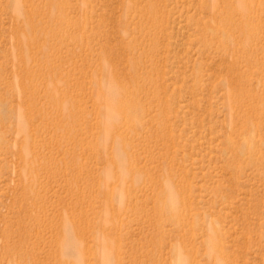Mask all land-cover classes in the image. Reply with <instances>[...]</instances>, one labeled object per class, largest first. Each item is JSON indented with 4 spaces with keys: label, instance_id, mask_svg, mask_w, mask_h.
Instances as JSON below:
<instances>
[{
    "label": "rangeland",
    "instance_id": "obj_1",
    "mask_svg": "<svg viewBox=\"0 0 264 264\" xmlns=\"http://www.w3.org/2000/svg\"><path fill=\"white\" fill-rule=\"evenodd\" d=\"M238 1L0 0V264H264V0ZM111 75L135 104L107 132Z\"/></svg>",
    "mask_w": 264,
    "mask_h": 264
},
{
    "label": "bare ground",
    "instance_id": "obj_2",
    "mask_svg": "<svg viewBox=\"0 0 264 264\" xmlns=\"http://www.w3.org/2000/svg\"><path fill=\"white\" fill-rule=\"evenodd\" d=\"M248 4V0H239L238 4L240 5V9L246 12V7ZM239 8V7H238ZM15 10L17 12H19L20 8H19V4L15 7ZM38 36V35H37ZM112 79H111V86L109 87V92H108V98L105 101V105H106V110H107V118L105 121V126L107 127V132L113 131L114 129H117L116 126H118V124L122 123V120L118 122V119H126L128 118L127 115H125V110L126 108L129 107L130 103L133 102L135 104V102L133 101V98H128V96L124 95L122 96V94L119 92V88L126 90L120 83L119 79L117 77H115V75H111ZM113 80V81H112ZM54 99L58 100L57 96H53ZM59 101V100H58ZM61 107V104H60ZM61 112V111H60ZM66 112V116H72L71 115V111H63L61 113V116L63 113ZM65 115V114H64ZM63 118H65L63 116ZM137 119H135V117L132 119V121H134L135 123ZM118 122V123H117ZM133 123V122H132ZM64 250V248H63ZM62 250V252H63ZM64 253V252H63Z\"/></svg>",
    "mask_w": 264,
    "mask_h": 264
}]
</instances>
